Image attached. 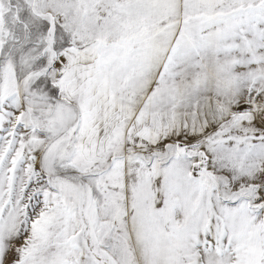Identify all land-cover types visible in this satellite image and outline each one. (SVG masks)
Listing matches in <instances>:
<instances>
[{"label":"snow or ice","instance_id":"6c2138e0","mask_svg":"<svg viewBox=\"0 0 264 264\" xmlns=\"http://www.w3.org/2000/svg\"><path fill=\"white\" fill-rule=\"evenodd\" d=\"M0 264H264V0H0Z\"/></svg>","mask_w":264,"mask_h":264}]
</instances>
